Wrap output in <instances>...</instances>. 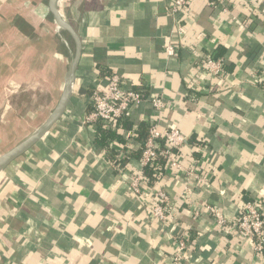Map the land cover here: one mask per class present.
<instances>
[{
    "label": "crops",
    "instance_id": "crops-1",
    "mask_svg": "<svg viewBox=\"0 0 264 264\" xmlns=\"http://www.w3.org/2000/svg\"><path fill=\"white\" fill-rule=\"evenodd\" d=\"M258 1L189 0L174 19L172 0H60L82 53L63 115L0 177V264H174L173 234L182 230L190 233V246L179 264H264V251L256 253L232 229L245 201L264 210V6ZM47 2L3 1L0 9L13 19L0 34V51L11 56L2 53L0 60L11 59L12 79L27 85L28 103L47 99L46 117L73 54L68 35L47 15ZM40 7L41 21L32 11ZM167 43L177 47L175 57L163 51ZM214 50L223 59L222 75L204 66ZM111 73L147 95L162 93L167 107L160 126L187 137L178 161L209 179L206 188L190 184L182 199V174L166 170L155 184L173 207L174 223L165 228L128 189V175L142 169L137 134L153 119L149 103L135 106L104 145L96 141L97 128L83 123L91 89L103 88ZM202 203L220 207L227 227L210 225L205 214L193 219L192 207Z\"/></svg>",
    "mask_w": 264,
    "mask_h": 264
},
{
    "label": "built area",
    "instance_id": "built-area-1",
    "mask_svg": "<svg viewBox=\"0 0 264 264\" xmlns=\"http://www.w3.org/2000/svg\"><path fill=\"white\" fill-rule=\"evenodd\" d=\"M188 1L172 0L169 14L176 19L175 15ZM258 3L264 6V0H259ZM223 10L227 11L228 9L224 7ZM177 34L182 35V32L177 31ZM163 51L168 58H172L176 55L177 47L172 43H167ZM204 66L208 72L214 75L223 73V59L218 56L216 50L207 54ZM88 99L89 109L83 116V123L90 124L95 129L98 128V124L115 129L135 106L145 101L149 103L153 119L147 123V135L140 144L139 162L142 169L128 175V189L132 197L139 201V205H144L146 202L150 218L158 221L162 228L174 223V212L169 195L163 189L155 186L163 178L166 170L170 168L182 174L184 182L183 192L180 193L182 199H185L190 184L206 188L209 186V179L203 173L191 167H185L178 161L177 151L186 143L187 137L177 128L160 126V115L167 107L162 93L153 92L147 95L126 83L121 75L111 73L103 88L96 86L91 89ZM107 161L111 166L114 165L113 167L121 170L118 163L116 165L113 161ZM160 161H164V164H161ZM145 167H153V170L157 172L158 177L153 180V183L147 184L143 179L142 172ZM158 172H163V174ZM144 196H146V200L142 202L141 198ZM199 214L208 215L210 225L215 227L225 228L229 224L223 210L216 205L202 203L198 208L192 207V218H197ZM232 229L235 236L249 241L256 253L264 251V210L256 201L244 202L233 221ZM173 237L177 247V252L173 255V262L179 264L187 256L190 233L182 230L175 232Z\"/></svg>",
    "mask_w": 264,
    "mask_h": 264
},
{
    "label": "rangeland",
    "instance_id": "rangeland-1",
    "mask_svg": "<svg viewBox=\"0 0 264 264\" xmlns=\"http://www.w3.org/2000/svg\"><path fill=\"white\" fill-rule=\"evenodd\" d=\"M3 1L13 4L12 2L16 0H1L0 9ZM12 21L10 11H0V34L9 31ZM7 40L10 45L11 36ZM2 48L0 46V49ZM70 50H72L71 46ZM2 53H6L7 58L11 56L10 51L1 50L0 59ZM5 60H0V94L4 95L2 101L0 98V154L31 134L46 118L47 112L45 108L47 99H44L43 96H39L36 101L28 103L27 85L17 87L18 83L12 79L11 59L7 64L3 62ZM0 97L2 96L0 95ZM23 104H25V108L21 109L19 114V106L24 107ZM24 112H27V115Z\"/></svg>",
    "mask_w": 264,
    "mask_h": 264
},
{
    "label": "water",
    "instance_id": "water-1",
    "mask_svg": "<svg viewBox=\"0 0 264 264\" xmlns=\"http://www.w3.org/2000/svg\"><path fill=\"white\" fill-rule=\"evenodd\" d=\"M58 5L59 0H48L46 5L47 15L50 16L52 22L58 29L64 31L68 35L73 45V54L64 75L63 86L59 99L57 100L51 113L31 134L18 144L0 154V177L4 169L12 161L27 152L49 132L50 128L63 115L70 101L73 85L76 79L77 67L82 53V39L77 30L60 15Z\"/></svg>",
    "mask_w": 264,
    "mask_h": 264
},
{
    "label": "trees",
    "instance_id": "trees-1",
    "mask_svg": "<svg viewBox=\"0 0 264 264\" xmlns=\"http://www.w3.org/2000/svg\"><path fill=\"white\" fill-rule=\"evenodd\" d=\"M97 127H98L97 128L98 137L96 138V141L101 145H104L105 142L111 140L115 136V133L111 127L102 124H98ZM138 133L139 134H137V138L142 142L147 135V130L145 127L144 128L142 127ZM160 162L161 164H164V161H160ZM158 173L163 174V172H158ZM142 176L147 184L153 183V180H155L158 177L157 172L153 170V167H145L143 169ZM37 248H39V246H37Z\"/></svg>",
    "mask_w": 264,
    "mask_h": 264
},
{
    "label": "bare ground",
    "instance_id": "bare-ground-1",
    "mask_svg": "<svg viewBox=\"0 0 264 264\" xmlns=\"http://www.w3.org/2000/svg\"><path fill=\"white\" fill-rule=\"evenodd\" d=\"M59 5H60V0H59ZM58 5V6H59ZM45 9V7L43 8H38V9H32V11H34L36 14H35V16L38 18V20H42V18H43V13H44V10ZM58 9H59V7H58ZM59 11H60V9H59ZM60 15H61V13H60ZM62 16V15H61Z\"/></svg>",
    "mask_w": 264,
    "mask_h": 264
}]
</instances>
